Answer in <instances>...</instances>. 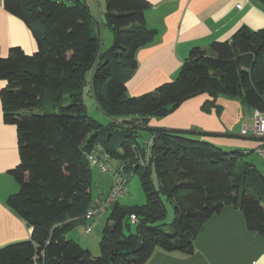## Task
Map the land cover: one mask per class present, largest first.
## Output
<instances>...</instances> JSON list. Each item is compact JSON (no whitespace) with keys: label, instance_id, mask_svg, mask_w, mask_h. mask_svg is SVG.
<instances>
[{"label":"trees","instance_id":"trees-1","mask_svg":"<svg viewBox=\"0 0 264 264\" xmlns=\"http://www.w3.org/2000/svg\"><path fill=\"white\" fill-rule=\"evenodd\" d=\"M70 1L4 0L5 9L29 26L38 48L28 54L13 46L7 56L0 48V79L7 82L0 91L3 116L17 128L20 154L10 171L20 187L7 205L32 227L29 239L0 248V264H144L156 248L192 254L196 236L226 205L239 207L247 228L264 235V175L245 159L252 151H228L200 138L212 132L149 126L152 117L201 93L212 97L205 111L224 95L264 113V27L242 25L228 40L193 47L176 79L131 96L127 81L138 66L136 51L157 32L146 23L149 1L107 0L104 25L115 38L107 49L87 3ZM88 84L111 120L105 127L88 114ZM48 102L58 110L49 111ZM140 130L154 137L145 167L132 150L136 143L143 152ZM98 145L112 164L125 165L127 175L139 173L147 199L112 204L94 256L68 233L79 219L88 220L100 189L94 193L87 156ZM163 197L174 207L170 223Z\"/></svg>","mask_w":264,"mask_h":264},{"label":"crops","instance_id":"crops-1","mask_svg":"<svg viewBox=\"0 0 264 264\" xmlns=\"http://www.w3.org/2000/svg\"><path fill=\"white\" fill-rule=\"evenodd\" d=\"M81 1L90 7L93 24L99 25L100 29L97 26L96 29L102 41V32L108 28L104 25L106 7L98 0H89L90 4ZM148 1L146 23L157 32L152 41L136 51L138 66L127 81L131 96L154 91L176 79L193 47L207 48L213 41L228 40L242 25L252 29L264 27V7L258 0ZM13 46L22 47L28 54L38 48L26 22L6 10L4 0H0L1 55L7 56ZM6 83L0 79V91ZM211 99L208 93L193 96L170 114L152 117L149 126L212 132L216 135L200 138L209 139L228 151H255L258 140L241 134L244 124L253 123V109H245L237 98L220 95L215 105L205 111L203 106ZM108 120L111 121L109 117ZM19 163L17 128L4 121L0 98V248L29 239L32 233V227L7 205L9 196L20 187L10 172ZM194 246L192 254L156 248L144 264H264V235L249 230L242 210L233 205L224 206L208 219L196 236Z\"/></svg>","mask_w":264,"mask_h":264},{"label":"rangeland","instance_id":"rangeland-1","mask_svg":"<svg viewBox=\"0 0 264 264\" xmlns=\"http://www.w3.org/2000/svg\"><path fill=\"white\" fill-rule=\"evenodd\" d=\"M61 1H64L66 3L71 2L70 0H61ZM86 1L88 2V4H90L89 0H86ZM98 1H99V4H101L100 1L103 2L102 3L103 7H107V0H98ZM92 18H93V15H92ZM94 26L95 27L97 26L100 29L99 25L94 24ZM98 35H99V32H98ZM101 36H102L101 46L103 45L102 48L107 49L114 44V40H115L114 34L109 28L107 29L105 28ZM110 37H112L111 41H109ZM88 85L89 87H86L85 97H84L85 103L87 105L88 114L94 119H96L100 124H102L103 127H105L109 124L108 116L98 106V103L95 100V98L93 96H89L91 93V90H89V88L91 89V86L90 84ZM68 103H69V99H67V95H66L64 104H68ZM47 108L51 112L58 110L57 108L54 107V105L51 102H48ZM245 109H248V108L246 107ZM139 133L142 136L139 137L138 139L142 144H144V141L147 140L148 138V132L147 130H140ZM132 148H136L137 151L142 153L140 146H138L136 143L132 144ZM245 159L253 163L254 165H256V167L264 175V159L259 157L255 151H252L251 153L247 154L245 156ZM117 161L118 160L115 161L112 159L114 167H116L119 164ZM112 176L113 175L111 171L103 172L98 167L93 166L94 193L96 192L97 187H100L103 190L107 191L110 188V185L112 183ZM152 178H153L154 183L157 184V177H156L155 172L153 173ZM146 199H147L146 194L143 189L139 173H136V172L128 173V193L120 197L119 202L122 205L135 206V205L144 204L146 202ZM163 201L167 208V216H166L165 222L170 223L174 216V207L172 203H170L166 197H163ZM109 213H110V208L105 213L94 216L93 218L87 221H85L82 218L79 219L76 222V225L73 228V230L68 233V237L73 238L75 241L80 243L83 247L90 249V251L92 252L94 256H98L100 254L99 242L102 237V230L109 217ZM89 225L92 227V230L90 232H87L86 228Z\"/></svg>","mask_w":264,"mask_h":264},{"label":"built area","instance_id":"built-area-1","mask_svg":"<svg viewBox=\"0 0 264 264\" xmlns=\"http://www.w3.org/2000/svg\"><path fill=\"white\" fill-rule=\"evenodd\" d=\"M239 8L241 4L237 5ZM241 134L243 136H252L258 140V144L255 147V152L259 157L264 159V113L259 109L253 110V123L244 124L241 128ZM154 137L151 136L144 141L143 152L140 153L136 148H132L135 159L142 167L148 166L151 159V147ZM136 147V146H134ZM88 159L92 166L98 167L103 172L111 171L113 173L111 189L108 193H105L102 188L98 190V194L91 208L85 214V219H91L94 216L105 213L114 202L119 200L120 197L128 193V175L125 172V165L120 163L116 168L111 163V156L103 146H96L88 153ZM135 214L131 215V221H137ZM92 227L89 225L86 228L87 232H90Z\"/></svg>","mask_w":264,"mask_h":264}]
</instances>
